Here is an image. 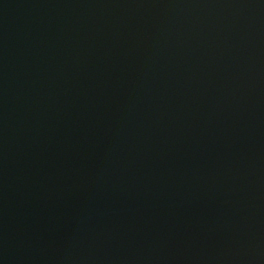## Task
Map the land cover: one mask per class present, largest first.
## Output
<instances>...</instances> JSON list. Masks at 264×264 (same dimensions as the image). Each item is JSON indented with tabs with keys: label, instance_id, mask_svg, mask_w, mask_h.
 Masks as SVG:
<instances>
[{
	"label": "water",
	"instance_id": "water-1",
	"mask_svg": "<svg viewBox=\"0 0 264 264\" xmlns=\"http://www.w3.org/2000/svg\"><path fill=\"white\" fill-rule=\"evenodd\" d=\"M67 2L213 230L264 264V0Z\"/></svg>",
	"mask_w": 264,
	"mask_h": 264
}]
</instances>
